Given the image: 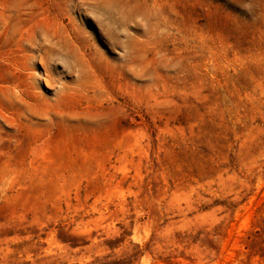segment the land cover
Returning <instances> with one entry per match:
<instances>
[{
    "label": "rangeland",
    "instance_id": "1",
    "mask_svg": "<svg viewBox=\"0 0 264 264\" xmlns=\"http://www.w3.org/2000/svg\"><path fill=\"white\" fill-rule=\"evenodd\" d=\"M0 264H264V0H0Z\"/></svg>",
    "mask_w": 264,
    "mask_h": 264
}]
</instances>
